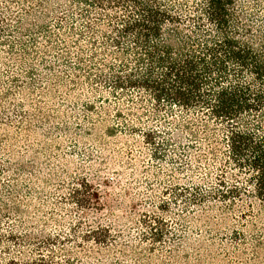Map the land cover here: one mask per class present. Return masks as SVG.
Listing matches in <instances>:
<instances>
[{"label": "trees", "instance_id": "trees-1", "mask_svg": "<svg viewBox=\"0 0 264 264\" xmlns=\"http://www.w3.org/2000/svg\"><path fill=\"white\" fill-rule=\"evenodd\" d=\"M76 119L83 135L140 136L191 183L171 196L208 225L247 228L264 205V18L237 0H0V264H58L60 235L29 220L49 202L42 188L63 186L42 170ZM65 184L76 208L97 201L85 179ZM139 224L152 246L166 242L164 218ZM222 236L223 255L235 259L248 240L257 261L264 254V230ZM81 240L116 242L101 227ZM215 246L204 248L211 260Z\"/></svg>", "mask_w": 264, "mask_h": 264}, {"label": "rangeland", "instance_id": "rangeland-1", "mask_svg": "<svg viewBox=\"0 0 264 264\" xmlns=\"http://www.w3.org/2000/svg\"><path fill=\"white\" fill-rule=\"evenodd\" d=\"M237 1L245 2L254 21L264 18L261 7L264 0H258L259 6L250 0ZM75 122L77 119L69 125L71 133L68 136L61 135L55 144H51V167L42 170V177L56 174L65 183L83 178L96 191L97 201L86 209H78L66 199V184L63 182V186H58L54 182L42 188L49 202L41 204L39 213L29 220L39 230L60 235L61 242L55 249L58 264H116L117 261L120 264H162L173 262L168 253L172 246L180 248L174 264H229V259H232L231 264H255L258 261L264 264V254L261 253L257 261L250 240L244 253L235 259L220 251L229 244L222 235H230L233 228L251 234L264 230V205L254 204L253 215L256 217L249 219L247 228H240L231 219L208 225L202 221L203 210L187 206L184 200L170 195L173 186H189L188 178L176 173L175 165L169 160L153 159L149 146L140 136L117 134L108 137L103 134L104 126H100L95 135H83L75 128ZM76 133L80 136L74 135ZM28 157L24 155V159ZM192 182L198 184L200 180L194 177ZM217 213L209 211L207 215ZM144 214L166 220L170 233L163 245L152 246L148 239L142 238L144 229L139 221ZM42 220H45L44 225L40 224ZM97 227L110 230L116 242L100 247L81 240L85 231ZM210 239L216 242L212 253L214 260L209 259L204 250ZM151 247L154 248L150 251Z\"/></svg>", "mask_w": 264, "mask_h": 264}]
</instances>
